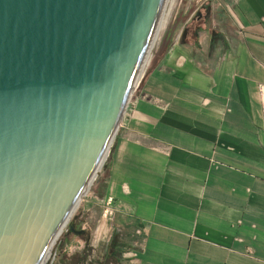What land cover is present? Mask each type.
I'll use <instances>...</instances> for the list:
<instances>
[{"label":"crops","instance_id":"0c3cea01","mask_svg":"<svg viewBox=\"0 0 264 264\" xmlns=\"http://www.w3.org/2000/svg\"><path fill=\"white\" fill-rule=\"evenodd\" d=\"M108 154L96 194L132 225L130 264H264V0L182 17Z\"/></svg>","mask_w":264,"mask_h":264},{"label":"water","instance_id":"95a60500","mask_svg":"<svg viewBox=\"0 0 264 264\" xmlns=\"http://www.w3.org/2000/svg\"><path fill=\"white\" fill-rule=\"evenodd\" d=\"M200 0H0V264H51L138 78Z\"/></svg>","mask_w":264,"mask_h":264},{"label":"rangeland","instance_id":"374dc122","mask_svg":"<svg viewBox=\"0 0 264 264\" xmlns=\"http://www.w3.org/2000/svg\"><path fill=\"white\" fill-rule=\"evenodd\" d=\"M216 1L200 0L183 17H195L197 11L214 4ZM220 1L218 0V3ZM109 154L101 166L98 179L94 180L83 194L77 209L74 211L51 264H63L61 258H65L67 264H102L103 262L107 264H130L127 254L133 247V237L130 232L132 225L129 221L127 224L121 221L119 215L112 209L111 203H105L107 199L104 201L103 197L96 194L105 177V167ZM71 223L78 229H83L82 236L76 235L75 232H67ZM65 240H70L72 243L70 244L74 247L67 248ZM83 257L86 259L79 263V259Z\"/></svg>","mask_w":264,"mask_h":264},{"label":"trees","instance_id":"16d2710c","mask_svg":"<svg viewBox=\"0 0 264 264\" xmlns=\"http://www.w3.org/2000/svg\"><path fill=\"white\" fill-rule=\"evenodd\" d=\"M76 228H77V227L71 223V224L68 226V230H67V232H75V231H76ZM83 258H84V257H83ZM83 258H80L78 262H79V263H80V262H83V260L86 259V258H84V259H83ZM61 262H62L63 264H67L65 258H64V259L61 258ZM102 264H107V263H106V262H103Z\"/></svg>","mask_w":264,"mask_h":264},{"label":"built area","instance_id":"2783aa9c","mask_svg":"<svg viewBox=\"0 0 264 264\" xmlns=\"http://www.w3.org/2000/svg\"><path fill=\"white\" fill-rule=\"evenodd\" d=\"M105 199H107V201H105ZM103 200L105 201V203H110L111 202V198L107 197V198H103Z\"/></svg>","mask_w":264,"mask_h":264},{"label":"bare ground","instance_id":"6f19581e","mask_svg":"<svg viewBox=\"0 0 264 264\" xmlns=\"http://www.w3.org/2000/svg\"><path fill=\"white\" fill-rule=\"evenodd\" d=\"M140 77H141V76H140ZM140 77L138 78L137 82L139 81ZM107 154H108V153H107ZM106 156H107V155H106ZM106 156H105V158H106ZM104 161H105V160H104ZM101 166H102V165H101ZM100 169H101V167L99 168V171H100ZM94 180H95V179H94ZM94 180H93V182H94ZM93 182H92V183H93ZM92 183H91V184H92ZM91 184H90V185H91ZM90 185H89V187H90Z\"/></svg>","mask_w":264,"mask_h":264}]
</instances>
